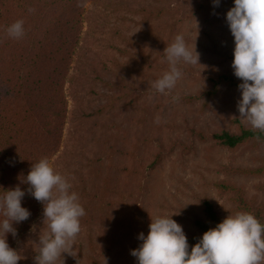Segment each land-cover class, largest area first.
Masks as SVG:
<instances>
[{
	"label": "rangeland",
	"instance_id": "rangeland-1",
	"mask_svg": "<svg viewBox=\"0 0 264 264\" xmlns=\"http://www.w3.org/2000/svg\"><path fill=\"white\" fill-rule=\"evenodd\" d=\"M162 6L170 9L164 16L147 18L142 10ZM263 8L264 0L88 2L71 68L73 76L85 77L66 85L69 119L47 162L39 214L6 264H70L78 253L79 264H92L98 246L110 238L115 240L112 264H153L167 252L168 242L185 247V237L195 230L194 218L204 217V196L223 217L243 220L228 195L218 192L217 180L242 184L248 195L264 201V175L220 170L222 164H259L264 143L230 151L212 140H196L191 152L176 149L158 166L147 167L159 141L190 140L187 124L233 130L231 119L240 115L249 122L251 112L264 120V52L232 64L209 49L234 51L247 43L242 36ZM175 65L211 73L229 68L247 83L240 89L223 85L207 106L201 100L172 101L171 91L193 92L207 84ZM123 77L137 89L159 91L149 95L141 90L133 105L124 96L99 111L111 91L104 81ZM196 264L262 260L252 250L235 248L208 253Z\"/></svg>",
	"mask_w": 264,
	"mask_h": 264
},
{
	"label": "trees",
	"instance_id": "trees-1",
	"mask_svg": "<svg viewBox=\"0 0 264 264\" xmlns=\"http://www.w3.org/2000/svg\"><path fill=\"white\" fill-rule=\"evenodd\" d=\"M90 1L0 0V264L9 262L18 240L28 237L39 214L47 162L69 119L66 85L72 79L85 77V73L73 76L71 68L81 46L85 7ZM161 1L171 4L176 0ZM142 10L147 18H153L166 15L170 9L162 6ZM248 25L251 31L242 36L247 43L239 48L209 49L232 64L264 52V8ZM156 65L159 67L158 62ZM175 67L185 75H199L207 84L193 92L171 91L172 101L201 100L207 106L223 85L240 89L247 83L229 68L211 73L181 65ZM104 83L112 92L106 94L107 101L97 108L99 111L123 101L124 96L127 104L133 105L140 99L141 90L149 95L159 91L137 89L126 77ZM249 117L250 121L246 122L235 115L231 119L233 130H205L187 124L190 140L159 141L147 167L158 166L176 149L191 152L196 140H212L230 151L257 147L264 143V120L254 112ZM220 170L227 174L263 176L264 156L257 165L222 164ZM215 186L220 194L228 195L243 220L236 223L223 217L217 204L204 196L200 200L204 217L194 218L195 230L185 237V247L178 248L168 242L167 252L153 264H196L208 253L235 248L254 251L264 264V201L248 195L245 186L235 181L219 179ZM114 244V238H110L106 245H99L96 255L90 258L92 264H112ZM79 260L80 253L70 264H79Z\"/></svg>",
	"mask_w": 264,
	"mask_h": 264
}]
</instances>
